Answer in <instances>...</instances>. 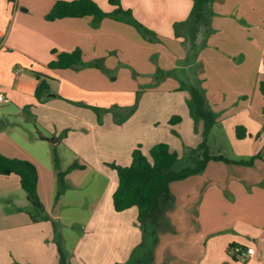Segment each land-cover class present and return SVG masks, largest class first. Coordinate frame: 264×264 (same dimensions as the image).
I'll use <instances>...</instances> for the list:
<instances>
[{"label": "crops", "instance_id": "crops-1", "mask_svg": "<svg viewBox=\"0 0 264 264\" xmlns=\"http://www.w3.org/2000/svg\"><path fill=\"white\" fill-rule=\"evenodd\" d=\"M56 1L0 0V93L10 100L0 103V154L36 166L38 193L44 216L49 218L34 221L35 210L20 178L0 175V264H59L54 223L62 231L72 264H122L141 243L142 231L136 207L122 212L114 209L118 177L109 164L130 165L135 148L140 145L148 154L155 144L169 143L174 129L169 124L174 111L141 115L142 104L147 97L154 100L162 94L178 99L182 121L175 129L182 134L187 125L195 139L190 144L194 148L202 141V122L195 132L187 106L190 94L176 91L180 84L172 77L159 84L171 93H145L136 113L122 125L115 123L111 113L100 124L85 105L121 110L133 106L139 86L157 82V67L165 71L176 68L186 52L179 47L174 24L188 18L193 1L121 0L125 9L159 33L166 41L163 45L145 41L135 27L110 18L98 28L93 27L92 17L47 21ZM95 1L106 12L115 9L108 0ZM214 7L217 32L198 58L200 77L218 115L209 140L211 151L225 156L233 146L238 157L261 153V158L253 167L211 161L205 175L173 182L176 203L167 214L173 232L162 235L153 264H264V109H254L248 101L252 94H262L264 43L257 51L238 46L240 35L245 39L251 35L247 25L264 39V0H215ZM76 49L82 50L84 63L104 59L108 68L117 71V79L110 81L97 68H48L57 58L53 50ZM239 55L255 57L249 88L238 82L243 78L233 71V60ZM152 56L158 57L153 60ZM130 66L140 74L133 77ZM36 73L48 80L57 96L43 102L36 98ZM212 87L218 91L210 90ZM238 126L245 128L246 138H237ZM51 139L56 142L62 172L74 163L82 166L66 174L68 190L58 201ZM170 147L175 151L181 146L175 142ZM79 224L83 227L77 233L74 229ZM179 237L185 240L181 247L175 243ZM162 247L167 248L165 256ZM242 247L253 248L254 254L233 252Z\"/></svg>", "mask_w": 264, "mask_h": 264}, {"label": "trees", "instance_id": "trees-1", "mask_svg": "<svg viewBox=\"0 0 264 264\" xmlns=\"http://www.w3.org/2000/svg\"><path fill=\"white\" fill-rule=\"evenodd\" d=\"M108 1L115 7L112 12L104 11L95 0H57L45 18L47 21H55L63 18L92 17L94 28H98L104 19L110 18L135 27L140 34L150 41H153V38L154 41L157 40L156 33L141 23L134 16L131 9H125L121 4V0ZM192 1L193 8L188 18L174 24L175 36L185 46L186 57L179 60L177 67L173 70L159 69L155 78L157 83H161L170 77L175 78L180 82L178 90L189 92L190 97L187 99V106L191 118L195 122L196 132H198L199 123L203 122L202 141L197 148H190L191 154L195 156L194 164L180 169L175 168L181 160L180 155L165 142L155 144L148 154H145L142 146L139 145L134 149L132 162L128 166H120L115 163L109 164L111 168L116 170L118 177V185L113 193L114 209L117 212H122L136 207L138 209V223L142 231L140 245L132 251L128 262L125 264H152L155 249L159 242V231H166L171 228L167 214L175 207L176 203V198L171 191L173 182L203 174L211 161L222 162L229 166L253 167L255 161L261 158V153H257L247 160H232L223 155H214L211 151L209 140L213 129L217 125L218 115L210 106L205 90L202 88L204 79L199 74L200 63L198 58L200 53L207 47L209 36L215 31L212 25L216 16L214 11L215 0ZM150 36L153 37L150 38ZM52 52L56 54L57 58L48 64L50 69L62 70L77 66L97 68L109 76L111 80L117 78L116 70L108 68L104 59L84 63L81 49H76L73 52L58 53L56 50ZM180 71L181 74L178 76ZM36 76L39 83L35 95L40 102L46 101L52 96H57L52 93L47 79L43 78L40 73H36ZM260 91L264 95V81L260 82ZM140 99L141 95L137 92L134 105L128 108L130 111L126 115H114L115 121L120 125L124 124L136 112ZM72 103L84 106L82 103ZM85 106L91 108L97 114L100 124L103 122L102 113L113 112L115 109L121 110L117 106L111 108ZM181 121V116L174 115L170 119V124L175 125ZM172 132L178 134L175 130H172ZM66 134L67 132L63 136ZM236 134L238 139L247 137L245 128L241 126L237 127ZM51 142L55 144L54 159L58 170L56 201H58L68 190L65 183L66 174L76 168H82V166L74 163L68 171L62 172L56 142L52 139ZM0 175L18 176L23 190L27 193L28 199L34 207L33 220H49L44 216V206L38 193L39 174L33 163L0 154ZM54 228L59 264H72L63 238L58 234L59 231L55 223ZM242 249L244 250L245 247H242Z\"/></svg>", "mask_w": 264, "mask_h": 264}, {"label": "rangeland", "instance_id": "rangeland-1", "mask_svg": "<svg viewBox=\"0 0 264 264\" xmlns=\"http://www.w3.org/2000/svg\"><path fill=\"white\" fill-rule=\"evenodd\" d=\"M214 11H215V7H214ZM215 13H216V16L218 15L217 14V12L215 11ZM135 16V15H134ZM215 16V17H216ZM136 17V16H135ZM137 18V17H136ZM138 19V18H137ZM139 20V19H138ZM140 21V20H139ZM141 22V21H140ZM142 23V22H141ZM144 24V23H143ZM149 30H151V31H153L152 29H150L146 24H144ZM212 25H213V23H212ZM245 27H248L247 29V32H249L251 35H249V38L248 39H245V38H243L241 35L239 36V40H238V42L240 43V44H238V46H243V48L244 49H247V50H249V49H251V50H254V51H257L258 49H262V45H263V43H264V39H261L260 37H259V35H258V32H256V30H255V28H253L252 26H245ZM251 28H253V29H251ZM213 29L215 30L210 36H209V38H208V40H207V42H208V45H207V47H205V49L206 48H208L209 47V42H210V40L212 39V37H213V35L217 32L216 31V29H215V27H214V25H213ZM138 31V30H137ZM139 32V31H138ZM154 32V31H153ZM156 35H157V40L156 41H154V38H153V41H150L149 39H147V38H145L142 34H141V36L143 37V39L145 40V41H148V42H150V43H152V44H158V45H163V44H165L166 43V41L165 40H163V38L159 35V33H156ZM243 35H245V34H243ZM153 36H150V38H152ZM178 40H180V39H178ZM179 47H182L184 50H185V46L182 44V42H181V40H180V42H179ZM204 49V50H205ZM185 52H186V50H185ZM201 54V53H200ZM157 57L158 56H155V57H151L153 60L154 59H157ZM151 59V60H152ZM183 59H185V58H183ZM182 59V60H183ZM232 59H234V58H232ZM254 60H255V57L253 56V60H251L249 57H245V56H242V55H239L238 57H237V59L235 58L233 61H235V63H236V66H235V68H234V72L235 73H238V76H240V77H242L243 79H239L238 80V82L239 83H243L244 85H246L248 88H249V80L252 78V75H253V66L255 65V62H254ZM179 60H177V62H178ZM246 61H247V65H245V67H244V64L246 63ZM250 63H251V66H250ZM128 69L131 71V74H132V76L133 77H135L136 76V73H138V74H140L139 72H137L133 67H128ZM159 69H163L162 67H157L156 68V70H155V72H154V77H155V75L157 74V72L159 71ZM175 69V68H174ZM163 70H165V69H163ZM173 70V69H172ZM169 71V70H168ZM183 71V70H182ZM183 73V72H182ZM115 74L117 75V71L115 72ZM180 74H181V71L179 72V75L178 76H180ZM108 78H109V76H108ZM117 79V78H116ZM109 80L110 81H112V82H114L115 80H111L110 78H109ZM166 80V79H165ZM164 80V81H165ZM175 80H177V79H175ZM178 82H179V80H177ZM163 82V81H162ZM162 82L161 83H157V82H147V83H145V84H142L141 86H139L140 88L139 89H137V92H139L140 93V95H141V98H142V96L145 94V93H147V92H151V90H153L154 92H158V94H159V92L161 93V92H165V93H167V92H170L171 93V91L172 90H170V91H168V89H160V85L162 84ZM160 84V85H159ZM179 84H180V82H179ZM157 88H159V90L157 89ZM202 88L205 90V94H206V97H207V99H208V101H209V97H208V88L207 87H205V81H203V83H202ZM221 90H223V88H220ZM210 90H212V91H214V92H217L218 91V88L217 87H212ZM176 91H179V90H176ZM181 92H188V91H181ZM157 95V94H156ZM163 96H160V95H158V98H155L154 100H152V98H146L147 100H145V103L144 104H142V108H141V115H168L171 111L173 112H175L173 115H179V116H181L182 114H180V113H178V111H180V107H178L179 106V103H177L178 102V99H174V98H172L173 97V95H170V96H165L166 94H162ZM151 97H153L152 96V94H151ZM167 97H171V98H167ZM141 100V99H140ZM245 100H247V99H245ZM248 101L250 102V103H252V106H253V108L254 109H264V95H262V94H260L259 92H256V94H252L251 95V97L249 96V98H248ZM210 102V101H209ZM210 106L212 107V109H213V106H212V104L210 103ZM156 107V108H155ZM129 107H126L125 108V110H114L113 112H108V113H111L112 115H126L129 111H130V109H128ZM156 109V111H153L152 109ZM138 109V108H137ZM214 110V109H213ZM137 111V110H136ZM136 113V112H135ZM134 113V114H135ZM96 114V113H95ZM107 113H102V115H103V117L106 115ZM133 114V115H134ZM97 115V114H96ZM136 115H139V113L138 114H136ZM115 123H117L116 121H115ZM118 125H120L119 123H117ZM169 124H170V121H169ZM171 125V124H170ZM175 126H176V124L175 125H171V127L170 128H174V129H172V130H175V131H177V129H175ZM186 126L187 125H185V133H183V132H181L182 134H174L173 132L171 133V140L169 141V145L171 146V145H173L174 146V143L176 142V144H178V147L179 146H181L180 147V149L179 150H175L179 155H180V157H181V160H180V162H178V164L176 165V169H180V168H183V167H186V166H191V165H193L194 164V160H195V156L193 155V154H191V150H190V148L191 149H195L193 146H191L190 144H193V141L195 140L194 139V137L192 136V134H191V132H187V128H186ZM202 127H203V122H202ZM194 130H195V122H194ZM191 131H192V129H191ZM198 131H199V125H198ZM196 132V131H195ZM176 136V137H175ZM232 148H233V151H230L229 150V152H227V153H223L226 157H229V158H237V159H239V158H248L249 159V157H247L246 155H243V156H241V157H238V155H236V152H235V150H234V147L232 146ZM57 151H58V149H57ZM58 154H59V152H58ZM53 155H54V147H53ZM223 165V164H222ZM228 169H230V168H228ZM200 175H202V174H200ZM203 175H205V172L203 173ZM207 176L209 175V174H206ZM210 176V175H209ZM168 219H169V217H168ZM169 222H170V220H169ZM82 227L83 226H80V224L79 225H76L75 226V232H77V233H79V232H81L82 231ZM171 229H168V230H166V231H163V230H161V231H159V242H158V244L161 242V237H162V235H165L167 232V234H169L170 232H173V231H170ZM63 232H64V230H63ZM61 237L63 236V234H62V231H59V233H58ZM65 234H66V231H65ZM57 235V234H56ZM63 238V237H62ZM165 238H163V240H164ZM181 240V238L179 237L178 239H177V241L175 242V243H177L178 244V247H181L182 245H183V243H184V241L185 240H183V241H180ZM54 242H55V244H56V241H55V235H54ZM165 242H163V244H164ZM162 244V245H163ZM140 245V244H139ZM136 248V247H135ZM134 248V249H135ZM133 249V250H134ZM166 247H162L161 248V255H163V256H165V255H167L166 254ZM171 248H168V251L169 252H171ZM132 254V253H131ZM131 256V255H130ZM130 258V257H129ZM129 258L127 259V261L125 262V263H127L128 262V260H129ZM125 263H122V264H125ZM153 264V263H152Z\"/></svg>", "mask_w": 264, "mask_h": 264}, {"label": "built area", "instance_id": "built-area-1", "mask_svg": "<svg viewBox=\"0 0 264 264\" xmlns=\"http://www.w3.org/2000/svg\"><path fill=\"white\" fill-rule=\"evenodd\" d=\"M9 102H10V100L4 94L0 93V103L1 104H7ZM233 252L242 253L243 255H245V254L253 255L254 254V249L253 248H248L247 250L235 249Z\"/></svg>", "mask_w": 264, "mask_h": 264}]
</instances>
